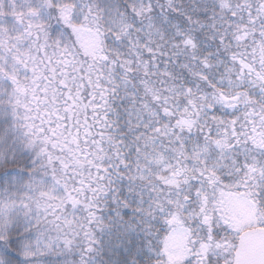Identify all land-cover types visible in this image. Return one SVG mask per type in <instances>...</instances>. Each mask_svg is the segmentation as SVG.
<instances>
[{"label": "trees", "instance_id": "1", "mask_svg": "<svg viewBox=\"0 0 264 264\" xmlns=\"http://www.w3.org/2000/svg\"><path fill=\"white\" fill-rule=\"evenodd\" d=\"M40 1L0 0V264H165L177 224L176 264H232L206 219L232 193L264 227V0Z\"/></svg>", "mask_w": 264, "mask_h": 264}, {"label": "rangeland", "instance_id": "2", "mask_svg": "<svg viewBox=\"0 0 264 264\" xmlns=\"http://www.w3.org/2000/svg\"><path fill=\"white\" fill-rule=\"evenodd\" d=\"M17 6L19 14L28 17L25 18L26 22L30 20H36L45 15L43 11V6L40 0H10ZM67 1L66 4L69 5L70 1L76 2L75 0H56L57 3ZM77 18V14L75 15ZM24 18L20 17L19 20L14 21L15 26L22 27L24 25ZM12 21V19H10ZM77 21V20H76ZM76 31L81 38V42L84 50L87 53H93L96 49L98 40L95 34H93L89 29ZM257 144L261 143L260 136H256ZM39 194V193H38ZM52 194H57L53 191ZM15 205L14 196H8L5 199V206L0 210V230L5 227L10 226L12 222H9V214L12 212ZM214 211L216 213H214ZM23 214V222H26L27 216ZM260 217L257 211L256 205L247 197L242 195L223 193L219 199V202L209 209V214L207 215L206 222L208 225L213 223L223 224L229 228L230 232L235 234L241 233L245 229L254 228L259 226ZM193 248L189 247V233L185 228H182L179 224L173 228L164 245V253L166 256L165 264H176L187 259L190 255V251ZM202 255L206 252V247H199L196 249ZM196 252V253H197ZM234 252V251H233ZM233 259V257H232Z\"/></svg>", "mask_w": 264, "mask_h": 264}, {"label": "water", "instance_id": "3", "mask_svg": "<svg viewBox=\"0 0 264 264\" xmlns=\"http://www.w3.org/2000/svg\"><path fill=\"white\" fill-rule=\"evenodd\" d=\"M232 264H264V227L250 228L239 234Z\"/></svg>", "mask_w": 264, "mask_h": 264}]
</instances>
